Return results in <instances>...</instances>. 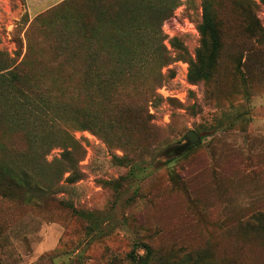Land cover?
Here are the masks:
<instances>
[{
	"label": "rangeland",
	"instance_id": "1",
	"mask_svg": "<svg viewBox=\"0 0 264 264\" xmlns=\"http://www.w3.org/2000/svg\"><path fill=\"white\" fill-rule=\"evenodd\" d=\"M53 1L0 0V51L29 50L32 68L77 67L59 55V19L28 23ZM246 1L264 27L261 0H211L221 47L210 78L188 80L203 0H177L159 31L173 59L161 67V85L107 98L93 88L74 98L109 135L97 119L98 129L70 130L83 148L81 177L53 185L41 205L0 197V264H130L129 253L143 254V243L198 251V264H264V37L244 31ZM118 103L132 114L117 115ZM191 130L199 139L187 152L190 145L180 147ZM61 152L53 147L46 158Z\"/></svg>",
	"mask_w": 264,
	"mask_h": 264
},
{
	"label": "trees",
	"instance_id": "2",
	"mask_svg": "<svg viewBox=\"0 0 264 264\" xmlns=\"http://www.w3.org/2000/svg\"><path fill=\"white\" fill-rule=\"evenodd\" d=\"M176 2L61 0L33 16L34 20H26L30 25L37 19L44 24L59 19V55L78 65L72 71L32 68L29 50L23 56L0 51L1 198L39 206L51 194L53 185L81 177L77 162L83 148L70 130L93 131L98 129L95 119H100L79 108L74 98H84L93 88L107 98L130 87L142 86L149 93L161 85L166 76L161 67L173 59L165 52L159 31ZM243 12L244 31L262 39L264 27L248 1ZM199 32L201 46L195 58H188V80L192 83L212 76L221 47L211 0H203ZM73 74H78V85L69 88L67 81ZM61 89L71 92V96H64ZM132 110L128 104H116L117 115H130ZM100 123L108 137L105 123ZM118 123L114 116L111 129ZM56 146L62 149L60 157L47 160V154ZM194 146L190 145L187 152ZM171 181L175 183L172 178ZM63 204L83 218L88 215ZM260 225L264 230V216ZM142 245L143 254L129 253L130 264H198L196 257L201 255L182 249L162 252L146 243Z\"/></svg>",
	"mask_w": 264,
	"mask_h": 264
},
{
	"label": "water",
	"instance_id": "3",
	"mask_svg": "<svg viewBox=\"0 0 264 264\" xmlns=\"http://www.w3.org/2000/svg\"><path fill=\"white\" fill-rule=\"evenodd\" d=\"M199 139L198 135L194 131H189L186 142L180 147L181 150H184L190 144H194Z\"/></svg>",
	"mask_w": 264,
	"mask_h": 264
},
{
	"label": "crops",
	"instance_id": "4",
	"mask_svg": "<svg viewBox=\"0 0 264 264\" xmlns=\"http://www.w3.org/2000/svg\"><path fill=\"white\" fill-rule=\"evenodd\" d=\"M43 1V0H42ZM59 1H61V0H54L53 2H52V4L51 5H49L48 7H50V6H52V5H54L55 3H57V2H59ZM41 2V1H40ZM47 7V8H48ZM45 10V9H44ZM41 11H43V10H37L36 12H34L33 14H32V16H35L36 14H38V13H40ZM30 13V12H29ZM30 15V14H29Z\"/></svg>",
	"mask_w": 264,
	"mask_h": 264
},
{
	"label": "built area",
	"instance_id": "5",
	"mask_svg": "<svg viewBox=\"0 0 264 264\" xmlns=\"http://www.w3.org/2000/svg\"><path fill=\"white\" fill-rule=\"evenodd\" d=\"M190 29L192 30V29H194V27L191 26Z\"/></svg>",
	"mask_w": 264,
	"mask_h": 264
}]
</instances>
